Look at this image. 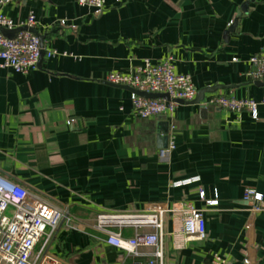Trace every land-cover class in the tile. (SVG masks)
<instances>
[{
	"label": "crops",
	"instance_id": "1",
	"mask_svg": "<svg viewBox=\"0 0 264 264\" xmlns=\"http://www.w3.org/2000/svg\"><path fill=\"white\" fill-rule=\"evenodd\" d=\"M0 12L16 22L33 13L44 50L56 51L25 74L0 68V174L73 216L51 246L61 264H147L155 247L120 260L96 217L178 201L204 209L207 238L184 241L166 213L164 264H264V210L251 214L243 198L247 187L264 195V105L255 119L206 104L214 94L264 98V78L246 75L264 48V0H106L102 11L77 0H0ZM168 55L197 93L215 90L177 105L176 147L162 160L159 126L171 121L135 116L131 91L106 76ZM200 190L205 200L217 193L218 205Z\"/></svg>",
	"mask_w": 264,
	"mask_h": 264
},
{
	"label": "built area",
	"instance_id": "2",
	"mask_svg": "<svg viewBox=\"0 0 264 264\" xmlns=\"http://www.w3.org/2000/svg\"><path fill=\"white\" fill-rule=\"evenodd\" d=\"M82 6H92L102 11L106 0H77ZM26 25L34 28L35 15L31 13L26 22H16L0 12V29H15ZM44 49L39 35L29 29H21L14 36H7L0 30V68L27 73L38 67L41 51ZM56 54L55 50H44L47 57ZM234 61L238 58H233ZM250 69L246 75L253 79L264 78V48L248 59ZM106 80L115 85L128 86L133 90L167 93L165 97L150 98L131 91L132 113L140 118L166 117L171 121L168 143L159 150L162 160H168L176 147L175 126L172 123L176 107L180 101H192L197 95V87L189 73H179L174 57L168 55L157 61L149 58L144 63L128 70H115L107 74ZM206 104L217 105L227 111L250 112L258 118L259 108L264 98H235L225 94H214ZM71 123V120L69 121ZM205 200V191L200 190ZM244 200L251 214L264 210V195L253 187L244 191ZM208 206L218 205L215 198L206 199ZM170 212L178 223V234L182 239L202 241L207 238V223L204 209L187 201H178L171 210L155 206L150 212H109L103 211L96 217L95 228L106 236V243L124 254H137L143 247H155V252L147 264H164L163 229L166 213ZM73 225V216L64 208L58 207L38 197L23 184L0 174V264H61L52 250V242L62 224ZM132 226L136 234L126 237L123 228ZM148 227L149 231L139 229ZM177 233V232H176ZM142 264V263H132ZM210 264H231L227 259L216 257Z\"/></svg>",
	"mask_w": 264,
	"mask_h": 264
},
{
	"label": "water",
	"instance_id": "3",
	"mask_svg": "<svg viewBox=\"0 0 264 264\" xmlns=\"http://www.w3.org/2000/svg\"><path fill=\"white\" fill-rule=\"evenodd\" d=\"M234 26H235V24L231 25L230 28L228 29V31L233 30ZM21 29H29V30L35 32V30L33 28H28L26 25L19 27V28H15V29L1 28L0 30H1V32H3L6 35V33L11 31V30H14L17 32ZM40 39H41V43L43 46V37L40 36ZM43 56H44V49H42V51H41L39 61L42 59ZM125 87L128 88L130 91H136L137 93H139L140 95L145 96V97H150V98L165 97V98L169 99V95L167 93L145 92V91L133 90L132 88H130L128 86H125ZM214 90H215V88H213V87L201 88L198 91L196 97L192 100V102H198V103L201 102L205 98V95L207 92H211ZM180 102L183 103L184 101H180ZM159 131H160V133L164 134V136H161V137H162V141H163L162 147H165L167 145V142H168L169 123L167 121H161L160 126H159Z\"/></svg>",
	"mask_w": 264,
	"mask_h": 264
}]
</instances>
